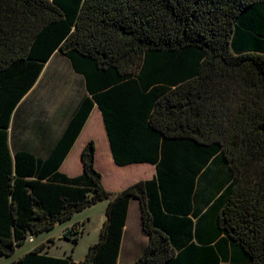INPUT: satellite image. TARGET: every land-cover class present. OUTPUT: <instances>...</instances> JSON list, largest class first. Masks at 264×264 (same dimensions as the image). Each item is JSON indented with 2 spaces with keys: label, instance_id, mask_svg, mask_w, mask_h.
Here are the masks:
<instances>
[{
  "label": "trees",
  "instance_id": "obj_1",
  "mask_svg": "<svg viewBox=\"0 0 264 264\" xmlns=\"http://www.w3.org/2000/svg\"><path fill=\"white\" fill-rule=\"evenodd\" d=\"M55 50L87 95L46 157L12 154V113ZM95 103L115 162L156 177L109 191L93 139L79 175L59 170ZM215 158L227 182L196 213ZM132 197L149 236L136 264H264V0H0V255L107 200L83 260L41 243L7 264H117Z\"/></svg>",
  "mask_w": 264,
  "mask_h": 264
},
{
  "label": "crops",
  "instance_id": "obj_2",
  "mask_svg": "<svg viewBox=\"0 0 264 264\" xmlns=\"http://www.w3.org/2000/svg\"><path fill=\"white\" fill-rule=\"evenodd\" d=\"M85 95H87V90L84 76L73 69L68 57L55 50L45 62L33 86L21 98L12 113L8 128L12 154L19 150H29L38 157H46L65 129L81 98ZM99 124L105 137L107 136V157L105 163L108 165V170H100L98 166V148L96 144L95 167L102 172V183L106 189L117 193L134 182L150 180L156 177V165L152 162L134 161L123 165L115 162L102 111L96 103L72 147L62 161L59 167L61 172L73 177L83 171L82 150L90 139L95 138L94 129ZM227 178L228 170L223 160L215 158L206 166L201 175L198 176L195 185L193 210L196 213H200L205 209L207 204L211 202L227 182ZM73 217L66 228L78 222L81 234L85 220H73ZM40 243H43L42 240L37 244ZM148 243L149 236L142 227L140 202L136 197H132L123 229L117 264H136L137 257ZM49 250L46 247L44 252L56 257H67L69 254L65 252L63 255H56ZM71 259L78 261L73 257Z\"/></svg>",
  "mask_w": 264,
  "mask_h": 264
},
{
  "label": "rangeland",
  "instance_id": "obj_3",
  "mask_svg": "<svg viewBox=\"0 0 264 264\" xmlns=\"http://www.w3.org/2000/svg\"><path fill=\"white\" fill-rule=\"evenodd\" d=\"M98 121L100 120L98 119ZM94 131L96 136L93 140L98 148V166L100 167V170L103 169V171H105L108 170V165L105 163L107 157V136L105 137L100 124L95 127ZM106 205L107 200H102L74 215L73 220H85L83 232H81V234L78 233L80 234V237L77 241L70 239V236L72 237L75 233L71 234L69 237L64 236V231L70 223V220H67L62 223H57L51 230L27 238L22 245L16 247L13 254L0 255V264H7L11 261L17 260L24 253L34 248L33 246L40 240H42L45 246L44 250L47 247L52 254L56 255H63L67 252L69 253L68 255L71 254L74 259L81 261L86 256L89 246L95 243L99 238L100 229L106 218Z\"/></svg>",
  "mask_w": 264,
  "mask_h": 264
},
{
  "label": "built area",
  "instance_id": "obj_4",
  "mask_svg": "<svg viewBox=\"0 0 264 264\" xmlns=\"http://www.w3.org/2000/svg\"><path fill=\"white\" fill-rule=\"evenodd\" d=\"M31 237V236H30Z\"/></svg>",
  "mask_w": 264,
  "mask_h": 264
}]
</instances>
